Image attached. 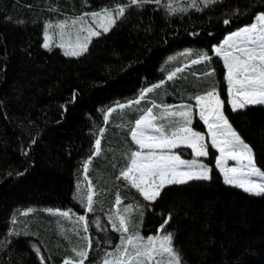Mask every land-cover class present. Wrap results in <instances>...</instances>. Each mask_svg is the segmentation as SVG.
Listing matches in <instances>:
<instances>
[{"label":"trees","instance_id":"trees-1","mask_svg":"<svg viewBox=\"0 0 264 264\" xmlns=\"http://www.w3.org/2000/svg\"><path fill=\"white\" fill-rule=\"evenodd\" d=\"M167 2L127 7L108 32L92 38L87 52L73 57L59 47H43L47 24L127 0H0V264L78 259L72 249L86 247L74 223L79 214L91 228L84 264H101L119 245L109 217L129 204L134 208L130 231L146 237L170 217L164 232L172 234L181 264H264V194L225 183L216 150L209 147L205 159L209 180L169 184L155 201H145L120 176L136 151L130 132L147 109L194 105V97L212 89L264 171V105L232 110L226 70L214 52L229 34L264 13V0L207 6L197 0L201 11L190 8V0H176V6L189 7L176 15L167 13ZM188 50L191 56L181 55ZM201 53L211 59L193 64ZM171 73L175 76L168 80ZM147 88L153 90L143 92ZM135 100L139 103L117 106ZM110 108L116 111L105 121ZM193 127L205 132L198 118ZM89 158L85 180L83 163ZM88 181L95 214L76 198L77 185H83V197ZM51 209L70 210L72 219L54 216ZM95 215L101 218L98 226Z\"/></svg>","mask_w":264,"mask_h":264},{"label":"snow or ice","instance_id":"snow-or-ice-1","mask_svg":"<svg viewBox=\"0 0 264 264\" xmlns=\"http://www.w3.org/2000/svg\"><path fill=\"white\" fill-rule=\"evenodd\" d=\"M216 2L218 0H203L205 6ZM148 3L161 5V0H127V3L117 4L114 8H103L100 11L84 13L73 19L71 21L73 27L80 25L76 30L74 45L65 43L64 39L65 29L69 26L68 20L61 21L56 25L49 22L44 31L43 47L51 49L56 46L64 49L66 56H81L87 52L92 38L101 35L100 29L103 32H108L115 25L116 19L124 16L127 7L132 5L142 7ZM163 7L170 15L186 13L189 7L196 11L202 10L197 4V0H190L189 7L176 6V0H168ZM85 17H91V23ZM224 22L228 23L227 20ZM53 28L59 37V42L55 45L52 43L53 34L49 32V29ZM81 33H85V35L81 36ZM67 35L71 36L70 33ZM214 52L222 58L226 68L227 92L232 110L243 109L248 105H264V14H260L256 18V22L250 26L227 36L222 45L214 49ZM181 55L191 56L192 52L188 50ZM209 59L211 57L207 53H201L199 58L193 60L192 63H201ZM177 71H182V69H177ZM208 75H214V73H208ZM174 76L175 73L169 74L168 80L173 79ZM159 86L154 85L153 88ZM153 88H147L143 92H151ZM193 99L199 108L200 120L207 125L211 136V147L216 148L220 153L217 166L224 174L225 183L240 187L255 195L264 194V171L256 166L252 149L241 140L225 117L224 101L220 99L219 93L212 89ZM138 103L139 100H135L129 105L118 104L117 106L123 109ZM114 111L116 108L108 109L104 116L105 121ZM174 117H179V119H173ZM161 119H167V124L156 123ZM192 121L193 110L190 105L182 106L180 111L165 108L160 116L154 115L152 109L149 108L135 121L130 136L139 150L131 152L129 164L126 169L121 171L120 176L132 188H135L145 201H155L167 184H183L190 180L210 179V169L199 159L184 160L172 151L177 147L186 146L193 150L197 158L208 156L209 145L205 143V136L193 130ZM166 128L170 130L166 131ZM102 135L101 132V138ZM101 138H97L94 142L96 154H99L101 150ZM228 160L237 161L239 167H227ZM90 163L91 158L83 163L85 180H87ZM82 187L83 185H77L76 198L88 212H92L95 193L91 182L88 181V189L83 197L79 195V190ZM121 203L122 201L117 195L115 200L117 209ZM138 207H136V211H138ZM133 211V205L129 204L124 207L123 212L117 210L109 217L112 230L120 234L119 245L114 252L106 254L101 264H181L179 253L173 247L172 234L164 232V227L170 217L165 219L158 229L163 234L144 237L139 232L130 231ZM53 214L69 219L72 215L70 210L62 212L56 210ZM140 215L142 217V213ZM76 219L81 222V226L87 232L85 216L81 215ZM84 239L86 247L80 250L72 249L78 259H66L64 264H84L91 248V241L87 237ZM36 251L39 252V249L37 248ZM43 259L41 256V260Z\"/></svg>","mask_w":264,"mask_h":264},{"label":"rangeland","instance_id":"rangeland-1","mask_svg":"<svg viewBox=\"0 0 264 264\" xmlns=\"http://www.w3.org/2000/svg\"><path fill=\"white\" fill-rule=\"evenodd\" d=\"M100 11V10H99ZM90 12H93V11H86L85 13H90ZM84 14V13H83ZM83 14H81V15H79V16H76V17H71V18H67L66 20H68L69 21V26L65 29V32H66V36H65V43H71V44H75L76 43V30L80 27V25L78 24V25H76L75 27H73L72 25H71V21L73 20V19H75V18H77V17H80V16H82ZM264 14V13H263ZM113 15L115 16V13H113ZM260 15V14H259ZM258 15V16H259ZM257 16V17H258ZM256 17V18H257ZM256 18H255V20H254V22L253 23H255L256 22ZM85 19L89 22V23H91V17H85ZM64 21V20H63ZM116 21H117V19H116ZM61 22V21H60ZM59 23V22H58ZM58 23H52L53 25H56V24H58ZM252 23V24H253ZM251 25V24H250ZM250 25H248V26H250ZM247 27V26H246ZM242 29V28H241ZM240 30V29H239ZM55 28H53V29H49V32L51 33V34H53V39H52V43H53V45H55L56 43H58L59 42V37H58V35H56L55 34ZM100 31H101V33L103 32L102 31V29H100ZM236 31H238V30H236ZM235 31V32H236ZM68 33H70L71 34V36L69 37V35H67ZM234 33V32H233ZM232 34V33H231ZM83 35H85V33H81V36H83ZM230 35V34H229ZM228 35V36H229ZM94 37H96V36H94ZM93 37V38H94ZM226 39V38H225ZM92 41V40H91ZM45 42V41H44ZM223 43V42H222ZM90 45V44H89ZM88 45V46H89ZM222 45V44H221ZM53 47H56V46H53ZM218 47V46H217ZM52 48V47H51ZM216 48V47H215ZM61 49V48H60ZM63 52H64V49H61ZM215 56H217L216 54H215ZM218 57V56H217ZM219 59H221L222 60V58L221 57H218ZM222 62V64H223V66H225L224 65V63H223V60L221 61ZM225 81H226V74H225ZM228 93V92H227ZM185 105H190V104H188V103H178V104H175V105H161V104H155V107H151V109H152V111H153V114L154 115H157V116H160L163 112H164V109L165 108H170L172 111H180L181 110V107L182 106H185ZM257 105H259V104H257ZM190 106H192V110H193V121H192V125H191V127L193 128V130L194 131H197V130H195L194 129V127H193V123H194V121H195V119L196 118H198L199 120H200V117H199V108L196 106V101H195V104L194 105H190ZM231 106V105H230ZM244 109V108H243ZM223 112H224V108H223ZM173 119H179V117H174ZM200 122L202 123V125H203V128H204V130H205V132H203V131H197V132H200V133H202V134H204V136H205V143L207 144V145H209V147H211V136H210V134H209V132H208V128H207V125H205L204 124V122L202 121V120H200ZM156 123L157 124H160V123H165V124H167V119H161V120H157L156 121ZM232 129H233V127H232ZM168 130H170V129H168V128H166V131H168ZM234 130V129H233ZM235 131V130H234ZM236 132V131H235ZM237 133V132H236ZM240 137V136H239ZM242 140V139H241ZM244 142V141H243ZM245 143V142H244ZM246 144V143H245ZM136 146V151L137 150H139V148H138V146L137 145H135ZM209 147H208V149H209ZM250 147V146H249ZM212 149H214V150H216L217 152H218V158H219V156H220V153H219V151L216 149V148H213V147H211ZM145 151H147V149H145ZM172 151L175 153V154H178L180 157H181V159H184V160H192V159H199L203 164H205V165H207V167L210 169V167H209V165L207 164V162H206V160H205V158H207L208 156H206V157H199V158H197V157H195V155H194V152H193V150L192 149H190V148H187L186 146H181V147H177V148H175V149H172ZM180 152H182V153H180ZM187 152H189L190 153V157H185L184 155H183V153H187ZM209 153V152H208ZM252 153H253V151H252ZM227 167H239V164L237 163V161H234V160H228L227 161ZM221 172V171H220ZM210 173V172H209ZM221 175H222V177H223V180H224V174L221 172ZM122 178V177H121ZM122 181L123 182H126L127 183V181H125L123 178H122ZM167 185H169V184H167ZM167 185H165V186H167ZM164 186V187H165ZM237 187V186H236ZM135 189V188H134ZM136 190V189H135ZM161 192V191H160ZM250 193V192H249ZM250 194H253V193H250ZM52 210V209H51ZM47 211H49V210H47ZM56 210H52V211H49V212H51L52 214H53V212H55ZM59 211H61L62 212V210H59ZM87 213H92V214H95L96 212H98V211H92V212H88V211H86ZM54 216H59V215H56V214H53ZM82 214H79V215H77L76 217H75V219H74V223H76L75 225L77 226L76 228H77V230H81L82 232H83V237L85 238V237H87L88 238V240H90L89 239V235H90V232H91V228H90V226L88 227L87 226V232H85L84 231V229H83V227L81 226V222H78L77 221V217L78 216H81ZM82 216H84V215H82ZM63 218L64 220H70V219H72V216H71V218L69 219V218H64V217H62V216H59V218ZM85 218H86V216H85ZM94 219H95V221H96V225L98 226L99 224H100V222H101V218H100V216H98V215H95V217H94ZM65 231V230H64ZM78 233H80V232H78ZM161 234H163V233H161V232H157L155 235H152V236H156V235H161ZM142 236H144V235H142ZM144 237H146V236H144ZM91 241V240H90ZM79 246V245H78ZM173 247H174V245H173ZM115 249L116 248H114V249H112L110 252H114L115 251ZM175 249V248H174Z\"/></svg>","mask_w":264,"mask_h":264}]
</instances>
